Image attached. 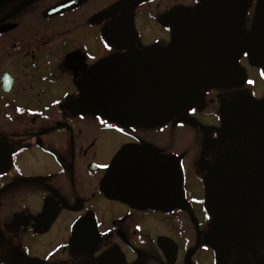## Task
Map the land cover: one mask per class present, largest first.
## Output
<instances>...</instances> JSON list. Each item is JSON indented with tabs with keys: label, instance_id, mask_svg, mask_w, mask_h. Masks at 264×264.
<instances>
[{
	"label": "flooded vegetation",
	"instance_id": "flooded-vegetation-1",
	"mask_svg": "<svg viewBox=\"0 0 264 264\" xmlns=\"http://www.w3.org/2000/svg\"><path fill=\"white\" fill-rule=\"evenodd\" d=\"M261 1L0 0V264H264Z\"/></svg>",
	"mask_w": 264,
	"mask_h": 264
},
{
	"label": "water",
	"instance_id": "water-1",
	"mask_svg": "<svg viewBox=\"0 0 264 264\" xmlns=\"http://www.w3.org/2000/svg\"><path fill=\"white\" fill-rule=\"evenodd\" d=\"M258 32H264V0H262L259 4V12H258V19H257V28ZM264 46V43L260 41V38L255 40L254 42V49L256 52H260L261 48ZM256 62L260 63L261 59L258 57L256 58ZM147 155L146 151L141 152L135 148H127L122 150L113 160L112 165L116 166L122 162H125L128 159V163H133V159L137 157H145ZM155 165H169V167H122L126 171H121V167H110V177L109 179L115 181L119 173L125 172L129 175L130 180H135L137 174H143V178L147 181L145 183H135L130 182L129 186L131 188H138L139 190L146 191L147 189H151V179L154 181V189L156 192V196L159 193L166 197L165 200L158 201L156 197V201L154 202V208L162 209V210H169L175 208L177 206V195L179 189L178 183V161L174 157H166L162 158L158 155H155V158L150 161ZM162 175L165 176L164 184L162 183V179L159 178ZM129 204L135 206L134 201H128ZM147 204L150 206V203H147L146 200L142 204L143 207H147Z\"/></svg>",
	"mask_w": 264,
	"mask_h": 264
},
{
	"label": "snow or ice",
	"instance_id": "snow-or-ice-1",
	"mask_svg": "<svg viewBox=\"0 0 264 264\" xmlns=\"http://www.w3.org/2000/svg\"><path fill=\"white\" fill-rule=\"evenodd\" d=\"M106 167V166H105Z\"/></svg>",
	"mask_w": 264,
	"mask_h": 264
}]
</instances>
